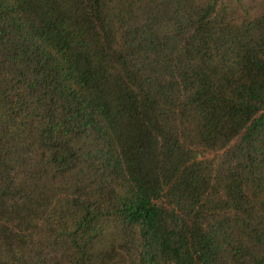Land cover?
<instances>
[{"label": "trees", "instance_id": "16d2710c", "mask_svg": "<svg viewBox=\"0 0 264 264\" xmlns=\"http://www.w3.org/2000/svg\"><path fill=\"white\" fill-rule=\"evenodd\" d=\"M0 264H264V0H0Z\"/></svg>", "mask_w": 264, "mask_h": 264}]
</instances>
